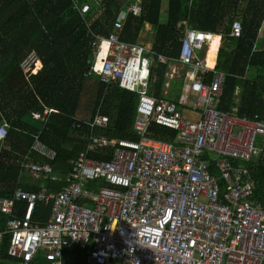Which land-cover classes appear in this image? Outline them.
<instances>
[{"label":"built area","instance_id":"obj_1","mask_svg":"<svg viewBox=\"0 0 264 264\" xmlns=\"http://www.w3.org/2000/svg\"><path fill=\"white\" fill-rule=\"evenodd\" d=\"M78 11L84 17L90 6ZM129 14H143L142 0L122 15L125 19ZM243 29L237 20L232 36L240 38ZM122 32V20L110 35L91 32L94 61L89 73H99L109 87L119 84L139 94L135 138L93 134L70 160L65 179L51 163L26 164L33 177L65 180L66 185L51 192L43 184L39 192L19 189L12 199L0 198V214L9 217L8 254L22 264H32L40 255L47 264H264V202L256 199L252 168L264 162V123L219 109L225 75L200 56L215 35L187 26L181 40L176 61L191 67L194 78L188 108L202 116L193 122L173 100L148 93L151 63L170 59L123 41ZM36 60L35 52L25 59L26 74ZM211 72L214 78L207 83ZM51 112L35 114V119L45 122ZM153 124L177 132L176 143L147 135ZM90 125L106 129L110 118L98 112ZM7 129L6 123L0 125V142ZM34 150L49 160L57 157L39 137ZM111 154V159L92 157ZM91 182L97 185L89 188ZM18 201L28 203L25 216L18 217ZM39 203L52 205L45 224L34 221ZM76 250L82 261H77Z\"/></svg>","mask_w":264,"mask_h":264},{"label":"trees","instance_id":"obj_2","mask_svg":"<svg viewBox=\"0 0 264 264\" xmlns=\"http://www.w3.org/2000/svg\"><path fill=\"white\" fill-rule=\"evenodd\" d=\"M137 1L0 0V125H8L7 137L0 142V198L12 199L19 189L39 192L43 184L51 192L65 188V180L37 179L25 165L51 163L55 174L65 179L71 171L70 160L86 148L93 134L110 139L135 138L139 94L119 84L109 87L99 73L89 72L94 61L92 33L110 35L127 7ZM84 4L90 6L87 17L78 11ZM142 7L140 17L127 16L123 41L143 44L145 33L155 54L176 61L187 26L223 36L218 62V50H210L208 59V64L225 75L219 109L264 123V49L257 44L264 25V0H142ZM237 20L244 27L240 38L232 36ZM33 52L40 60L27 75L23 63ZM151 68L148 93L159 99L164 97L169 66L156 62ZM213 78L211 72L207 83ZM87 91L93 98L85 107ZM178 98L173 99L175 103ZM46 111L52 112L45 122L35 119V114ZM98 112L110 118L106 129L90 125ZM147 132L156 139L176 143L177 132L169 128L153 124ZM38 137L57 152L55 160L34 150ZM92 157L111 159L113 155ZM252 168L257 180L256 199L264 202V162L254 163ZM96 185L88 183L89 188ZM27 209V202L18 201V217L25 216ZM51 215L52 205L39 203L34 221L45 224ZM8 220L0 214V264H22L8 254L10 235L4 233ZM75 256L77 261L83 260L79 250ZM32 264L47 262L40 255Z\"/></svg>","mask_w":264,"mask_h":264},{"label":"rangeland","instance_id":"obj_3","mask_svg":"<svg viewBox=\"0 0 264 264\" xmlns=\"http://www.w3.org/2000/svg\"><path fill=\"white\" fill-rule=\"evenodd\" d=\"M166 6H168V1L166 2ZM124 19V15L121 16V20ZM146 30L148 32H151V26L147 25L146 26ZM147 39V36L145 37V33L142 34V40L141 42L144 44H142L143 46L150 48L151 44L149 43V39ZM146 40V42H144ZM258 46L262 47L264 49V36L261 35L260 39L257 42ZM212 51V49H211ZM191 82H192V78L189 76L187 78H184L182 81H179V83H174L171 87V95L167 96L170 99H175L176 97H178V92H180V96L182 97L183 95H185L187 93V96L183 97L182 103H180L179 98L176 100V103L179 104L182 109L184 110V114L185 117L188 121H198L200 118H202V116H200L199 113H194L191 111V109L188 108V104H189V100H190V86H191ZM176 92V95L174 94ZM83 103L85 105V107L88 105L89 103V98H93V94L89 93L88 91L84 94L83 96ZM68 258V257H67ZM69 260V259H68Z\"/></svg>","mask_w":264,"mask_h":264},{"label":"crops","instance_id":"obj_4","mask_svg":"<svg viewBox=\"0 0 264 264\" xmlns=\"http://www.w3.org/2000/svg\"><path fill=\"white\" fill-rule=\"evenodd\" d=\"M126 18L122 20L123 29H124V24H125ZM120 20H121V18H120ZM214 35H215V37L220 36V35H216V34H214ZM262 35L264 36V25H263V29H262ZM222 40H224L223 36H221L220 48L223 46ZM212 43H209L208 46L206 47V50L203 51L202 53H200V56H202L204 58H207V60H208V56H209L210 50L212 48ZM220 48H219V50L217 52V59H216L217 62H218V55H219V52H220ZM167 64H168L169 68H168V72H167L166 88L163 91V96L165 98L169 99V100H173V98L170 99V98L167 97V96L171 95V93H170L171 90L170 89H171L172 85L174 83H179V81H182L184 78H187L189 76L192 78V81H193L194 78H193V75H192L193 72L191 70H189V67L183 65L182 63H180L178 61L170 60L169 63H167ZM208 65L212 66L210 64H208ZM191 84H192V82H191ZM174 94L176 95V92ZM191 94L192 93H191V87H190V97H191ZM178 95L180 96V92H178ZM184 96H187V93L185 95H183L182 97L180 96V103H182V100H183ZM173 102H174V100H173ZM189 103H190V100H189ZM177 105H179V104H177ZM66 256H70V253H67Z\"/></svg>","mask_w":264,"mask_h":264},{"label":"bare ground","instance_id":"obj_5","mask_svg":"<svg viewBox=\"0 0 264 264\" xmlns=\"http://www.w3.org/2000/svg\"><path fill=\"white\" fill-rule=\"evenodd\" d=\"M222 42H223V40H222ZM220 44H221V36H217V37H214V41H213V43H212V50H219V48H220ZM221 49V48H220ZM208 59H209V56H208ZM38 60H36V62H37ZM35 62V63H36ZM34 63V64H35ZM209 66V65H208ZM210 68H214L213 66H209Z\"/></svg>","mask_w":264,"mask_h":264},{"label":"clouds","instance_id":"obj_6","mask_svg":"<svg viewBox=\"0 0 264 264\" xmlns=\"http://www.w3.org/2000/svg\"><path fill=\"white\" fill-rule=\"evenodd\" d=\"M80 13V12H79ZM81 15V14H80ZM89 14H87V15H85L84 17H87ZM129 15H131V14H129ZM82 16V15H81ZM40 60V59H39ZM43 69V68H42ZM28 75V74H27ZM0 233H2V232H0ZM5 233V232H4ZM6 234H8V233H6ZM10 235V234H9ZM3 239V238H2ZM10 239H11V236H10ZM10 245V244H9ZM8 250H9V248H8ZM10 256V255H9ZM13 258V257H12ZM16 259H18V258H16ZM22 261V260H21Z\"/></svg>","mask_w":264,"mask_h":264},{"label":"water","instance_id":"obj_7","mask_svg":"<svg viewBox=\"0 0 264 264\" xmlns=\"http://www.w3.org/2000/svg\"><path fill=\"white\" fill-rule=\"evenodd\" d=\"M155 64H156V62H154V61L151 63L152 66H154ZM189 70H192V68L189 67Z\"/></svg>","mask_w":264,"mask_h":264}]
</instances>
